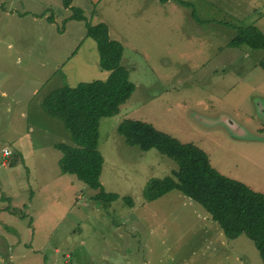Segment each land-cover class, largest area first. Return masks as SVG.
<instances>
[{
  "label": "rangeland",
  "instance_id": "rangeland-1",
  "mask_svg": "<svg viewBox=\"0 0 264 264\" xmlns=\"http://www.w3.org/2000/svg\"><path fill=\"white\" fill-rule=\"evenodd\" d=\"M181 1L74 0L120 43L134 85L99 119L100 189L117 196L105 207L61 172L55 144H74L41 106L57 88L106 80L96 42L60 0H0V264H263L245 235L225 238L178 191L144 199L178 165L117 132L125 120L150 124L264 193V50L229 46L236 27L264 34V0Z\"/></svg>",
  "mask_w": 264,
  "mask_h": 264
},
{
  "label": "trees",
  "instance_id": "trees-1",
  "mask_svg": "<svg viewBox=\"0 0 264 264\" xmlns=\"http://www.w3.org/2000/svg\"><path fill=\"white\" fill-rule=\"evenodd\" d=\"M60 1L64 8L71 11L66 21L83 22L86 36L96 42L99 68L109 74L104 81L57 88L42 100L41 106L46 114L62 121L74 144H55L61 153V172L73 174L89 188L98 190L94 198L106 207L117 196L105 194L100 189L102 158L97 150L99 119L117 114L119 105L131 95L134 85L129 81L127 70L120 65L122 47L119 42L109 38L107 25H91L83 11L72 6V0ZM168 1L188 6L181 0H159L161 3ZM51 19L49 17L47 20L52 22ZM240 45L264 50V34L254 25L236 27L229 46ZM117 132L127 145L137 146L143 152L155 149L178 165L170 176L153 180L145 187L144 199L152 201L170 191H178L199 204L218 224L225 238L235 239L245 235L254 244L264 264V193L220 174L199 147L193 143H182L150 124L125 120L117 127ZM127 203L131 205L129 200Z\"/></svg>",
  "mask_w": 264,
  "mask_h": 264
},
{
  "label": "built area",
  "instance_id": "built-area-1",
  "mask_svg": "<svg viewBox=\"0 0 264 264\" xmlns=\"http://www.w3.org/2000/svg\"><path fill=\"white\" fill-rule=\"evenodd\" d=\"M10 155V152L7 149L2 150V156L3 157H8Z\"/></svg>",
  "mask_w": 264,
  "mask_h": 264
},
{
  "label": "crops",
  "instance_id": "crops-1",
  "mask_svg": "<svg viewBox=\"0 0 264 264\" xmlns=\"http://www.w3.org/2000/svg\"><path fill=\"white\" fill-rule=\"evenodd\" d=\"M77 6L76 4H74V0H72V6ZM52 22H54V20L52 21ZM263 142H264V139H263ZM5 149V148H4Z\"/></svg>",
  "mask_w": 264,
  "mask_h": 264
}]
</instances>
